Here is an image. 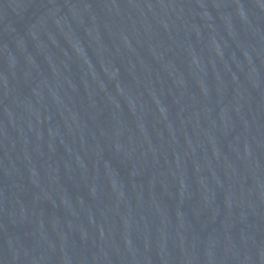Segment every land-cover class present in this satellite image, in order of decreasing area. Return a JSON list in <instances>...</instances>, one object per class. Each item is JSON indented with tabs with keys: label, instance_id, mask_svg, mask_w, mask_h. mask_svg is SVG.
Returning a JSON list of instances; mask_svg holds the SVG:
<instances>
[{
	"label": "water",
	"instance_id": "water-1",
	"mask_svg": "<svg viewBox=\"0 0 264 264\" xmlns=\"http://www.w3.org/2000/svg\"><path fill=\"white\" fill-rule=\"evenodd\" d=\"M0 264H264V0H0Z\"/></svg>",
	"mask_w": 264,
	"mask_h": 264
}]
</instances>
